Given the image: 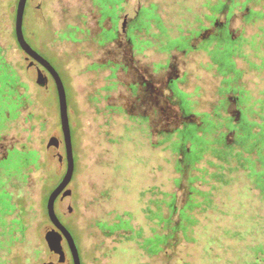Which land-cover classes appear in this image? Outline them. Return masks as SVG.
<instances>
[{
  "label": "rangeland",
  "instance_id": "rangeland-1",
  "mask_svg": "<svg viewBox=\"0 0 264 264\" xmlns=\"http://www.w3.org/2000/svg\"><path fill=\"white\" fill-rule=\"evenodd\" d=\"M13 1L0 0V264H72L64 238V262H52L48 246L55 227L47 216L46 200L66 170L58 101L46 73L16 42ZM221 3L232 5L229 0H26L24 37L52 64L65 88L74 171L54 208L74 238L81 264H177V255L167 252L162 243L156 253L148 254L147 246L139 251L135 240H130L139 228L140 242L165 231L162 222L146 218L148 207L166 214L164 207L158 209L151 202L161 197V191H175L178 200L184 198L174 182L177 156L163 140L178 120L160 109L161 96L145 88L160 85L163 92L167 77H178L194 101L193 120L202 111L214 110L220 77L207 55L194 49H187L186 55L159 48L170 38L197 44L212 30V5L216 21L227 15V9L218 13ZM249 11L255 16L245 17ZM138 15L140 29L130 36L128 26ZM229 29L240 72L236 78L230 74L231 83L243 90L245 117L260 123L264 0H235ZM104 31L111 32L106 36ZM167 61V68L155 67ZM39 78L42 83L37 82ZM134 83L137 97L130 93ZM238 112L232 103L223 114ZM214 138L216 133L205 142L203 166L212 149L223 148L224 143ZM258 148L264 155L259 141L248 154L254 160L260 155ZM207 168L203 175L208 183L200 185L203 191L213 183L209 174L217 170ZM226 174L231 198L224 205L213 197L220 215L210 223L208 216L200 218L193 228L201 234L210 231L216 237L220 228L242 231L249 217L264 215L259 190L241 195L237 193L241 182L235 181L236 175ZM209 212L213 214L214 208ZM179 239L180 257L189 264H211L202 237L196 242ZM247 243L248 239L228 236L221 248L213 246V252L232 261Z\"/></svg>",
  "mask_w": 264,
  "mask_h": 264
},
{
  "label": "trees",
  "instance_id": "trees-1",
  "mask_svg": "<svg viewBox=\"0 0 264 264\" xmlns=\"http://www.w3.org/2000/svg\"><path fill=\"white\" fill-rule=\"evenodd\" d=\"M11 3L17 4V0ZM232 43L230 36L220 38L218 44L223 45L224 49L220 51L221 58H218V53L213 56V61L226 71L233 70V64L228 62L227 58ZM261 119L260 123L256 121L248 122L243 118L237 121L229 120V129L239 128L241 134L234 133L232 140L227 142L225 138L226 132L219 134L216 141L224 143L223 148L212 149L211 158L204 159L207 167L215 166L217 168L216 171L212 170V173L209 174L213 183L209 184L207 190L204 191L200 188V185L208 183L203 174L209 170L201 163L205 147L203 145L204 142H201V137L195 134V131L199 128L198 125L187 123L180 129L177 140L170 141L169 137L164 139L167 142L166 149H169V152L175 153L177 156L173 165L174 182L175 187L184 192V198L178 200L175 191H161L159 199L151 200L158 209L164 207L166 214L162 215L148 207L146 218L153 220L157 224L162 222L165 231L160 236L154 234L144 239V242H140L139 237L142 235V228L133 230L132 234H130V240H135L137 250L142 251L147 246L145 252L153 254L162 248L160 246V243H162L163 248L167 252L172 251L177 255V264H189L185 258L180 257L181 250L178 251L180 247L179 237H182L187 242H196L202 237L203 248L209 253L208 260L212 259L211 264H264V215L255 214V216L249 217V219L245 220L247 228L242 231L233 230L230 232L228 229L220 228L216 237H214L215 233L210 231H204L201 234V232H197L193 228V225L199 223L200 218L205 217L206 220V216H208L207 223H210L212 218L218 221L220 214L215 212L218 205L213 202V197L217 196L220 203L224 205L226 199L231 198V194L227 191L231 180L224 178L227 176L226 173L236 175L235 181L241 182L237 193L250 195L252 190L258 189L259 205L264 206V155L259 153L258 148V155H260H257V160L249 156L255 143L260 141L262 147L264 146V115ZM214 159H217V161H214ZM232 162H235L234 166H231ZM257 164H260L263 169L258 168ZM184 178L186 179V185L183 183ZM212 208H214V213H208ZM191 212H195V214ZM152 229V231L155 230L154 228ZM228 236L235 240L245 241L248 239L250 241L249 244L247 243L248 246L244 248L245 250L243 248L237 250V254L235 253L236 258H231L232 261L230 259H221L217 253L213 252V246L221 248L222 239ZM239 252L241 257L237 256ZM236 260L239 261L236 262Z\"/></svg>",
  "mask_w": 264,
  "mask_h": 264
},
{
  "label": "flooded vegetation",
  "instance_id": "flooded-vegetation-1",
  "mask_svg": "<svg viewBox=\"0 0 264 264\" xmlns=\"http://www.w3.org/2000/svg\"><path fill=\"white\" fill-rule=\"evenodd\" d=\"M229 1L232 5H227L226 3L220 4V10L218 11L219 14L222 13L223 10L227 9V15L224 17L223 20L216 21V17L214 16L215 5H212L211 7L212 15H210L211 18L210 25L212 27V30L210 32H207V34L204 35L203 37H201L197 44H188L182 41V39L170 38L166 40L164 43H162V45L159 48L161 52H170L172 50H176L179 51L180 53L181 52L185 53L186 55L189 54L187 53L188 51L187 49L202 51L207 55L210 64L213 65V67L215 68V72H217L220 77V83L218 87L215 89V94H217L218 97H216V102L213 105L214 110L212 112L202 111L200 113L201 116L198 120H193L191 118V115L195 114L194 101L191 98L190 92L184 89L182 86H180L179 84L180 79L178 77L176 78H173L172 76L167 77L166 81L162 85L163 92L161 90L160 85L157 88H153L151 90L145 88V90L148 91L149 93L161 96L162 103L160 109L169 111L172 118L178 120L177 125L173 129H168L166 133H164V137H163L164 139H167L169 137L168 139L170 141L177 140L178 139L177 136L179 135L180 129L183 127V125L187 123H195L199 127L197 131H195V134L201 137V142L202 143L204 142L203 145L204 147H206L205 145L206 140H208V138L214 135V133H216V138L213 139L214 142H217L216 139L219 137V134L221 132H226L225 135L226 140L228 139L229 135L232 136L234 133L241 134L239 128L229 129L230 119H232L233 121H237L243 118L245 121L251 122L245 117V115L243 114L244 111L241 107V103L243 101L241 95L243 90L239 87L233 86V84L231 83L230 74H233L235 78L240 75V72L237 69L236 60L233 59L234 48L230 46L229 54L227 55L228 62H231L233 64V68H232L233 70L226 71L225 69H221L218 66V64H216L213 61V56L217 53H218V58H221L220 51L223 49V45L218 44L220 38L230 36V38L233 41L232 34L229 29V21H230V14L232 12V7L235 5V0H229ZM254 16L255 15H253L252 11L247 12L245 15V17H254ZM138 18L139 15L137 16L136 19L130 21V24L128 26V30H130V36L133 30L140 29V23L138 22L140 18L139 19ZM110 32L111 31H104V35L109 36ZM145 44L149 45V40H145ZM35 62L39 64L37 61ZM169 64L170 63H168V61L164 64L157 62L155 64L156 65L155 67L167 68ZM39 67L43 69V71L46 73L47 77L49 78L50 82L52 83L58 101L57 90L53 77L41 64H39ZM141 84L144 85V83ZM136 87L137 85H135V83L133 85H130V90H131L130 93L131 95L137 97ZM232 103L235 104L237 108H239L238 114L237 115L231 114L224 116L223 112H227L228 106ZM231 140L232 137L230 138L229 141Z\"/></svg>",
  "mask_w": 264,
  "mask_h": 264
},
{
  "label": "water",
  "instance_id": "water-1",
  "mask_svg": "<svg viewBox=\"0 0 264 264\" xmlns=\"http://www.w3.org/2000/svg\"><path fill=\"white\" fill-rule=\"evenodd\" d=\"M26 0H17L15 8L14 17V34L15 39L19 47L33 60L41 64L46 70L51 74L55 82L57 96H58V107H59V118L60 127L63 136V142L65 147V157H66V170L60 181L52 188L49 192L46 200V213L50 222L54 225L55 230L53 231L54 237L48 241V246L50 249V260L52 262H64L65 253L61 244V239L64 238L67 247L70 252L72 264H81L79 252L75 244L74 238L70 231L63 225V223L58 218L54 203L56 198L65 189L68 183L71 181L73 171H74V158L72 150V138L70 131V123L68 118V108L66 93L64 89L63 82L59 76L56 69L52 64L45 59L41 54H39L25 39L23 34V16L25 10ZM38 83H42V78L37 79Z\"/></svg>",
  "mask_w": 264,
  "mask_h": 264
}]
</instances>
